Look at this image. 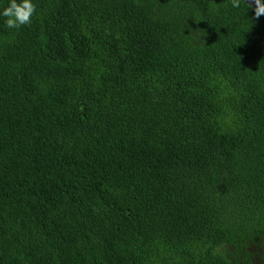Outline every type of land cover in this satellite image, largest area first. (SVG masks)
<instances>
[{
	"label": "trees",
	"instance_id": "obj_1",
	"mask_svg": "<svg viewBox=\"0 0 264 264\" xmlns=\"http://www.w3.org/2000/svg\"><path fill=\"white\" fill-rule=\"evenodd\" d=\"M34 3L0 19V264H264V15Z\"/></svg>",
	"mask_w": 264,
	"mask_h": 264
},
{
	"label": "clouds",
	"instance_id": "obj_2",
	"mask_svg": "<svg viewBox=\"0 0 264 264\" xmlns=\"http://www.w3.org/2000/svg\"><path fill=\"white\" fill-rule=\"evenodd\" d=\"M234 6H238V0H234ZM35 14L34 0H6V3L5 0H0V19L3 20L4 28L9 31L30 25ZM255 15L257 18L264 15V0H255ZM85 262L83 254H78L66 257L63 264H84Z\"/></svg>",
	"mask_w": 264,
	"mask_h": 264
},
{
	"label": "water",
	"instance_id": "obj_3",
	"mask_svg": "<svg viewBox=\"0 0 264 264\" xmlns=\"http://www.w3.org/2000/svg\"><path fill=\"white\" fill-rule=\"evenodd\" d=\"M255 8V0H242Z\"/></svg>",
	"mask_w": 264,
	"mask_h": 264
}]
</instances>
